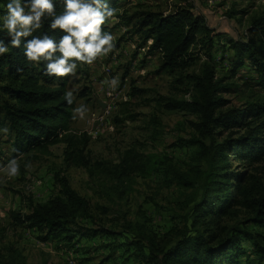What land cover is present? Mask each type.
<instances>
[{
    "label": "rangeland",
    "instance_id": "obj_1",
    "mask_svg": "<svg viewBox=\"0 0 264 264\" xmlns=\"http://www.w3.org/2000/svg\"><path fill=\"white\" fill-rule=\"evenodd\" d=\"M8 2V0H6ZM194 12L203 16L206 24L221 34L216 38L211 55L199 45L193 46L192 61L180 72L158 70L160 56L145 55V47L138 46V37L131 32L121 16L135 18L141 11L170 13L180 0H107L115 9L113 17L104 24V32L113 36V48L98 57L91 65L77 62L75 76H66V88L73 91L75 108L84 105V118L76 114L70 132L78 135L89 167L76 166L65 161L66 143L50 145L46 152L33 149L12 157L5 129L0 131V261L24 264H148L149 243L142 252L128 244L141 234L153 237L160 244L170 241V230L182 227L190 206L199 199V186L178 184L171 168L162 163L171 162L181 172L191 168L205 169L196 145L183 140L194 136L195 113L187 109H169V98L189 100L192 86L180 74L199 73L204 62L215 66L217 76L225 74L229 84L222 96L227 108H243L256 102L264 104V88L257 83L255 73L246 64L231 74L232 50L229 42L245 39L254 16L264 14V0H190ZM6 12L0 2V16ZM2 24V21H0ZM150 43V41L148 42ZM118 79L113 90L105 80ZM84 93V95H81ZM264 117V115H263ZM244 129H235V136ZM227 131L216 138L222 140ZM208 142V141H207ZM201 156V155H200ZM15 159L18 174L6 175L4 169ZM141 163L126 175L116 170L122 161ZM28 165V167H26ZM126 165V164H125ZM134 165H126L129 169ZM113 169V171H112ZM229 169L243 170L244 177L264 184V152L255 162H239L230 155ZM68 179L69 184L88 202V211L78 222L96 229H107L95 236L77 235L68 241L63 234L46 241L41 234L14 220L12 212L28 213L30 200L45 203L60 195L55 175ZM249 213L240 209L237 216L228 215L218 221L223 228L256 230L247 221ZM162 239V240H161ZM242 253L239 264H257L249 240L240 241Z\"/></svg>",
    "mask_w": 264,
    "mask_h": 264
},
{
    "label": "trees",
    "instance_id": "obj_2",
    "mask_svg": "<svg viewBox=\"0 0 264 264\" xmlns=\"http://www.w3.org/2000/svg\"><path fill=\"white\" fill-rule=\"evenodd\" d=\"M177 5L173 11L163 14L159 11H141L135 18L121 16L131 26V32L138 37L139 48L145 47V55L158 53V70L180 72L191 64L192 47L199 45L207 55H211L214 41L221 34L209 27L203 16L194 12L190 0ZM6 5V0H0ZM56 14L63 11V0H52ZM51 18H43L42 25L33 36L47 34L58 41L64 34L50 28ZM104 25L102 30L104 31ZM32 37L22 38L20 47L10 44L6 30H0V40L8 47V52L0 55V131L6 129L7 141L12 157H18L33 149L46 152L50 145L65 142V161L69 164L89 167L78 135L70 132L75 109V99L69 105L64 99L66 76L56 77L45 74V62L27 61L24 42ZM150 41V43H148ZM233 59L231 74L246 64L255 73L258 85L264 88V14L254 16L246 31L245 39L229 42ZM59 55V53H57ZM182 80L192 86L189 100L169 98V109H187L195 113L194 136L183 140L184 144L196 145L200 159L206 161V168H191L181 172L171 162L162 163L164 170L171 173L178 184L190 188L199 186V199L190 206L182 227L172 228L171 243L160 244L153 237L141 234L139 239L128 244L142 252L146 240L149 243L148 264H239L242 253L240 241L249 240L257 264H264V184L257 179L244 177L243 170H230V155L239 162H255L264 152V104L250 103L243 108L224 109L226 100L223 92L229 84L225 74L217 76L215 66L204 62L199 73L180 74ZM81 95H84L82 93ZM235 129L244 131L235 136ZM227 131L218 140L217 134ZM208 141V142H207ZM3 152L0 148V157ZM201 155V156H200ZM134 165L126 169V165ZM141 163L122 161L118 176L126 175ZM113 171V169H112ZM60 195L45 203L30 200L28 213L12 212L15 221L38 230L40 239L46 241L52 236L63 234L71 241L77 235L95 236L109 230L88 227L78 222V218L88 211V200L80 195L65 176L55 175ZM249 213L256 230L236 228L230 232L223 228L220 234L218 221L228 215L237 216L240 209ZM162 240V239H161ZM0 261V264H19ZM21 264H24L21 262Z\"/></svg>",
    "mask_w": 264,
    "mask_h": 264
},
{
    "label": "clouds",
    "instance_id": "obj_3",
    "mask_svg": "<svg viewBox=\"0 0 264 264\" xmlns=\"http://www.w3.org/2000/svg\"><path fill=\"white\" fill-rule=\"evenodd\" d=\"M63 4V11L57 15L52 0H8L6 12L0 16V30H6L13 47H20L22 38L32 37L24 42V55L29 62H45L48 76H75L77 62L91 65L114 46L113 36L102 30L116 11L109 7L107 0H63ZM45 17L51 18L52 30L59 29L64 33L58 41L47 34L43 37L32 35ZM7 52L8 47L0 40V55ZM104 83L114 90L119 82L113 78ZM64 99L71 105L75 99L73 91H67ZM86 111L84 105L75 108L73 119L77 113L83 119ZM4 171L9 177L16 176L19 171L17 161H9Z\"/></svg>",
    "mask_w": 264,
    "mask_h": 264
}]
</instances>
